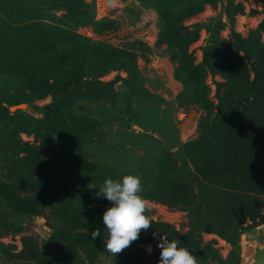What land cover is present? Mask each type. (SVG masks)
<instances>
[{
  "label": "rangeland",
  "instance_id": "374dc122",
  "mask_svg": "<svg viewBox=\"0 0 264 264\" xmlns=\"http://www.w3.org/2000/svg\"><path fill=\"white\" fill-rule=\"evenodd\" d=\"M128 174L151 229L114 256ZM154 233L264 264V0H0V264H158Z\"/></svg>",
  "mask_w": 264,
  "mask_h": 264
},
{
  "label": "clouds",
  "instance_id": "9594fccd",
  "mask_svg": "<svg viewBox=\"0 0 264 264\" xmlns=\"http://www.w3.org/2000/svg\"><path fill=\"white\" fill-rule=\"evenodd\" d=\"M141 179L136 175H124L119 179H106L97 198L103 197L111 203L102 215L103 232L96 228L91 232V239L106 237L104 246L114 256L129 247L139 238V234L151 229V217L146 215L150 209L147 200L141 195ZM160 249L158 264H198V258L186 247H178L179 239L169 240L166 236L157 237ZM151 251V246H148Z\"/></svg>",
  "mask_w": 264,
  "mask_h": 264
},
{
  "label": "trees",
  "instance_id": "16d2710c",
  "mask_svg": "<svg viewBox=\"0 0 264 264\" xmlns=\"http://www.w3.org/2000/svg\"><path fill=\"white\" fill-rule=\"evenodd\" d=\"M207 0H202V2H206ZM202 6V5H201ZM201 6L199 5L198 7H193V9L191 10V12H195V11H197V10H199L200 8H201ZM85 43V42H84ZM85 44H87V45H90L89 43H85ZM91 46H94V45H91ZM129 56H130V63H131V65L133 64V60H134V54H132V55H130L129 54ZM66 126L68 127V128H73V127H75L76 125H74V124H66ZM104 239H106V237L104 238Z\"/></svg>",
  "mask_w": 264,
  "mask_h": 264
},
{
  "label": "water",
  "instance_id": "95a60500",
  "mask_svg": "<svg viewBox=\"0 0 264 264\" xmlns=\"http://www.w3.org/2000/svg\"><path fill=\"white\" fill-rule=\"evenodd\" d=\"M256 259H257L258 261H264V257H263L262 254H259V255L256 257Z\"/></svg>",
  "mask_w": 264,
  "mask_h": 264
}]
</instances>
